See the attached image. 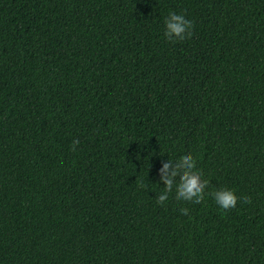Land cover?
Segmentation results:
<instances>
[{
    "label": "trees",
    "instance_id": "trees-1",
    "mask_svg": "<svg viewBox=\"0 0 264 264\" xmlns=\"http://www.w3.org/2000/svg\"><path fill=\"white\" fill-rule=\"evenodd\" d=\"M0 264H264V0H0Z\"/></svg>",
    "mask_w": 264,
    "mask_h": 264
},
{
    "label": "clouds",
    "instance_id": "clouds-1",
    "mask_svg": "<svg viewBox=\"0 0 264 264\" xmlns=\"http://www.w3.org/2000/svg\"><path fill=\"white\" fill-rule=\"evenodd\" d=\"M164 37L169 41L184 40L194 31L193 19L184 13L169 11L163 19ZM79 141H73V148ZM161 182L166 181L163 190L156 195L159 203L164 204L169 195L173 194L179 201L199 203L205 196V188L209 181L202 178V173L196 168V160L191 152H184L180 157L167 156L160 168ZM179 176V180H177ZM141 187L144 185L141 184ZM211 195L220 209L228 210L236 206L237 197L233 190L219 188ZM182 214H187V208L180 209Z\"/></svg>",
    "mask_w": 264,
    "mask_h": 264
}]
</instances>
